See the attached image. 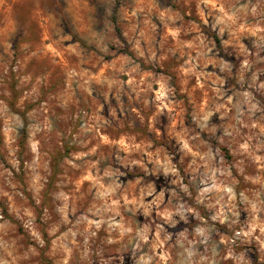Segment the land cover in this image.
<instances>
[{"label": "rangeland", "instance_id": "1", "mask_svg": "<svg viewBox=\"0 0 264 264\" xmlns=\"http://www.w3.org/2000/svg\"><path fill=\"white\" fill-rule=\"evenodd\" d=\"M0 264H264V0H0Z\"/></svg>", "mask_w": 264, "mask_h": 264}]
</instances>
